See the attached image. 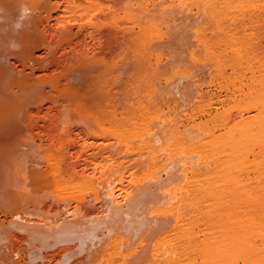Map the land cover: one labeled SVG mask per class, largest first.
Here are the masks:
<instances>
[{
    "label": "bare ground",
    "instance_id": "obj_1",
    "mask_svg": "<svg viewBox=\"0 0 264 264\" xmlns=\"http://www.w3.org/2000/svg\"><path fill=\"white\" fill-rule=\"evenodd\" d=\"M252 5L0 0V264H264V74L244 90L238 35ZM41 48L62 52L56 75L26 72Z\"/></svg>",
    "mask_w": 264,
    "mask_h": 264
},
{
    "label": "rangeland",
    "instance_id": "obj_2",
    "mask_svg": "<svg viewBox=\"0 0 264 264\" xmlns=\"http://www.w3.org/2000/svg\"><path fill=\"white\" fill-rule=\"evenodd\" d=\"M240 13H241L240 9L239 10H233V11L231 10V14L232 15H241ZM44 16H45L44 14L38 15V18L43 19ZM107 30L104 31L105 33H102V35H101L102 38L104 39V42H105L103 47H99L98 48L96 46V49H95V46L93 45L94 46V49H93V47L91 46L90 50H92L91 51L92 53L94 52L96 54H100V53H105V51L108 52V47L110 46V43H111V34H110L109 30L108 31ZM238 35L240 37H243L246 40L245 41V46H244L245 47L244 48V52H245V54H244V66H245V70H244V85H245L244 86V90L248 91L247 85L249 87H251L252 83L254 81H255L254 84L258 85V82L260 83V80L262 79L261 78L262 74H264V0H253L252 7H250V8L248 7L247 8V11L245 13V19H244V22L241 23V26L239 27ZM108 41H109V44H108ZM91 45H92V43H91ZM41 49L36 50V52H35L36 53L35 54L36 58L35 59H37V61L39 60L40 62H43L44 59H45V61H50V62L45 67V66H42L44 64L40 65L39 62H36L35 64L32 63L33 64L32 65L31 62L28 61L27 62L28 63L27 66H29L30 64L31 65L29 67H26V72L30 73V72H32L31 70L37 69V71H34L37 76H41L42 74H43V76H48V77L56 75L57 73H59L61 71V66H60V64H61L60 60L61 59H60V57L62 55L61 54L62 52L59 53L60 55L57 54V56L55 58V61L52 62L51 59H53V57L51 56L50 60H46L50 56H47V52L44 50V48H41ZM42 56H43V59H42ZM233 58H234V53H230V59H233ZM11 62L12 63L15 62L16 66L19 67V69L23 68V66L21 65L20 62L17 61V59L15 60V58H12ZM54 65H56L55 66L56 68L55 67H52V68L50 67V66H54ZM20 66H22V67H20ZM47 66L49 67V70H47L48 69ZM33 67H35V68L33 69ZM29 70H30V72H29ZM44 71H45V73H44ZM234 71H235V67L234 66L227 68V72L231 75L232 78L235 77V72ZM49 72H52V73H49ZM92 86H93V84H91L90 88H92ZM253 87H255V86H253ZM216 89L218 91H215ZM210 90L217 97L215 102L218 103V104L214 103L215 105H213V107L211 108V111L215 112L216 108L220 107V102L224 98H226L225 97L226 93L223 91V93H224L223 94L222 90L220 91V89L217 88V86H215V85L212 86L210 88ZM35 105H39V107L36 108ZM51 105L52 104L50 103V101H47V100H44L43 98H40V99H38L36 101V103L34 105L30 106V112L32 114V117L33 118L35 117V120L38 119L37 121H39V123H40V128L39 129H41V131H43V128H44L43 125H44L45 121L49 120L50 122H52V120H53L52 116L55 114V110L53 109L54 107L51 106ZM32 106H34V107L32 108ZM234 113H236V112H234ZM254 113H255V111L252 110L251 114H254ZM39 114H41V115H39ZM36 116H38V117H36ZM38 131H40V130H38ZM250 159H253V157L250 156Z\"/></svg>",
    "mask_w": 264,
    "mask_h": 264
},
{
    "label": "clouds",
    "instance_id": "obj_3",
    "mask_svg": "<svg viewBox=\"0 0 264 264\" xmlns=\"http://www.w3.org/2000/svg\"><path fill=\"white\" fill-rule=\"evenodd\" d=\"M29 15H30V10H28L26 8H21V10H20V16L22 18H27ZM22 26H23L22 24H16V25H14V27L16 29H20ZM16 47H18V45Z\"/></svg>",
    "mask_w": 264,
    "mask_h": 264
}]
</instances>
